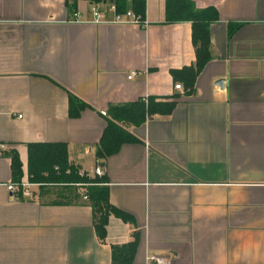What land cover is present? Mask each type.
Masks as SVG:
<instances>
[{
    "label": "crops",
    "instance_id": "crops-1",
    "mask_svg": "<svg viewBox=\"0 0 264 264\" xmlns=\"http://www.w3.org/2000/svg\"><path fill=\"white\" fill-rule=\"evenodd\" d=\"M192 1L219 19L186 94L171 70L195 61L192 25L165 22V0H145L146 28L94 22L88 0H0V264H112L135 233L132 264H264V0ZM69 93L88 105L77 118ZM148 97L175 106L124 124L137 140L96 158L107 109ZM31 142L67 143L78 169L99 162L109 203L131 220L110 212L102 240L87 199L59 204V186L12 195L10 156L26 179Z\"/></svg>",
    "mask_w": 264,
    "mask_h": 264
},
{
    "label": "trees",
    "instance_id": "trees-1",
    "mask_svg": "<svg viewBox=\"0 0 264 264\" xmlns=\"http://www.w3.org/2000/svg\"><path fill=\"white\" fill-rule=\"evenodd\" d=\"M77 0H71L70 6L74 8ZM93 4L114 6L115 14H123L127 10L144 17L145 0H88ZM100 6V7H101ZM219 19L218 12L213 7L199 9L192 0H165V22L189 21L192 25V44L195 51V61L180 69H172L173 81L181 82L185 93L193 91L195 80L210 60V32L209 26ZM238 24H229V35ZM175 106V101H156L153 97L137 99L136 101L112 105L107 109L106 125L97 143L95 156L99 160L115 153L126 142H134L137 138L124 128V124L141 125L146 117L155 114H168ZM88 105L69 93L68 116L77 118ZM4 150L1 151L3 154ZM5 153V152H4ZM11 171L13 182H20L23 177L21 162L17 153L11 156ZM101 163V162H100ZM27 179L38 183L39 188L53 186L55 183L58 197L57 203L71 202L82 197L77 192L75 184H90L84 193L94 213V228L97 236L104 239L107 218L110 212L124 221H130L129 214L109 203L107 178L105 176H81L79 169L69 162L68 145L65 142H31L27 144ZM138 236L134 240L121 245L112 246V264H132L137 250Z\"/></svg>",
    "mask_w": 264,
    "mask_h": 264
},
{
    "label": "built area",
    "instance_id": "built-area-1",
    "mask_svg": "<svg viewBox=\"0 0 264 264\" xmlns=\"http://www.w3.org/2000/svg\"><path fill=\"white\" fill-rule=\"evenodd\" d=\"M100 6L101 4H93V3L91 4V7H90V10L92 13L91 20L94 22L111 21L115 23H132V24L139 25L143 28L147 27V24H148L147 20L145 18H142L140 15L133 13L131 10H127L123 14H115L112 19H106L104 17V13L100 11ZM108 10L115 12L114 6L111 5L110 3L108 4ZM73 16L75 20L88 21L86 16L84 17L80 16L77 12L74 13ZM135 73H136L135 71H131L129 75L127 76V78L131 79L135 75ZM174 88L180 91L181 93H185L186 91L185 88L181 85V83H175ZM2 150L4 149L0 148V154H2L1 153ZM79 174L81 176L86 175L88 177H94V176H102L104 173H103L102 168L99 165V162H97L95 166L89 171L79 169ZM39 185L40 184L38 183L30 182L26 178V179L20 180V182H17V183L12 182L8 184L7 188L10 191V193H12V195H18L22 197H33L34 195H33L32 187L39 188ZM48 185L54 186L56 184L53 183V184H48ZM87 185H90V184H86V183L75 184V186L77 187L87 186ZM79 193L82 194L83 199H87V195L84 193V190H81ZM146 259L149 262H155L157 264H168L169 263V260H167L166 258L160 257V256L148 255Z\"/></svg>",
    "mask_w": 264,
    "mask_h": 264
},
{
    "label": "rangeland",
    "instance_id": "rangeland-1",
    "mask_svg": "<svg viewBox=\"0 0 264 264\" xmlns=\"http://www.w3.org/2000/svg\"><path fill=\"white\" fill-rule=\"evenodd\" d=\"M68 158H69V157H68ZM69 162H70V160H69ZM93 167H94V166H93ZM93 167H92V168H93ZM82 187H83V189H82ZM86 187H88V185H87V186H81V187H77V186H76V188H77L76 190H77V192H78V191L80 192L81 190H84V191H85V190H86ZM46 189L48 190V188H41V190H43V191H45ZM53 191L56 192L55 190H53Z\"/></svg>",
    "mask_w": 264,
    "mask_h": 264
},
{
    "label": "water",
    "instance_id": "water-1",
    "mask_svg": "<svg viewBox=\"0 0 264 264\" xmlns=\"http://www.w3.org/2000/svg\"><path fill=\"white\" fill-rule=\"evenodd\" d=\"M222 83H223L222 79H219V80L217 81V84L220 85V86L222 85Z\"/></svg>",
    "mask_w": 264,
    "mask_h": 264
}]
</instances>
